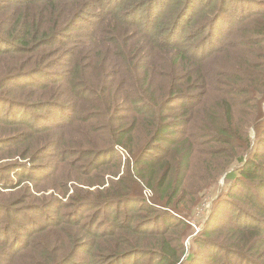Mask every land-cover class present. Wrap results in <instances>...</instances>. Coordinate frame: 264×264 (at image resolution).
Here are the masks:
<instances>
[{
    "label": "trees",
    "instance_id": "trees-1",
    "mask_svg": "<svg viewBox=\"0 0 264 264\" xmlns=\"http://www.w3.org/2000/svg\"><path fill=\"white\" fill-rule=\"evenodd\" d=\"M195 3L0 0V264H264V133L258 146L249 135L254 118L264 123V0L205 1L215 13L193 21ZM241 7L258 12L235 30L229 14ZM181 19L203 32L198 48L178 40ZM166 29L168 42L155 35ZM155 73L164 76L161 92L150 85ZM254 97L248 116L243 103ZM174 98L186 105L166 124L159 109ZM129 102L134 114L121 110ZM48 107L57 117L39 124ZM84 109L96 113L91 131L106 147L77 124ZM149 115L142 145L136 138ZM200 150L211 157L208 177L190 188ZM56 158V166L47 162ZM44 173L50 184L58 175L57 196L32 195ZM223 176L232 189L193 237L192 212ZM24 185L27 196L17 192ZM144 189L164 208L144 199ZM50 202L56 212L47 220ZM223 210L236 217L225 222Z\"/></svg>",
    "mask_w": 264,
    "mask_h": 264
},
{
    "label": "rangeland",
    "instance_id": "rangeland-1",
    "mask_svg": "<svg viewBox=\"0 0 264 264\" xmlns=\"http://www.w3.org/2000/svg\"><path fill=\"white\" fill-rule=\"evenodd\" d=\"M205 1L208 2L209 0H196V3L193 5V7L191 9V12H190V16H192V18L195 17L193 19V21L196 18H198L202 13L203 14L205 12H208L209 14H214L215 13L212 8H209V3H207V6H205V7H201L200 6ZM251 11H253V12H248L247 8H243V7H241L240 10H236L234 12L232 11L229 14V17L233 21V24L231 26L234 25L235 30H237V27L241 25V22H242L243 18L246 15H248V14L253 15L254 12H256V13L258 12L257 9H252ZM227 17H228V15L224 16V18H223V19H225V23H224L223 26H225V24L228 25ZM193 21H189L188 22V21H186V19H181L182 27H181V31L177 35H178V40L179 41L184 42V41H182V39L187 38V39H185L186 41L192 42L194 47L198 48V46L203 43L204 34H203V32L201 30H199L197 28V23L193 24ZM227 31H228V27L226 29V34L224 33L225 35L221 39V44L217 46L220 49H221V47H223V44L226 43V41L229 40L230 37H231L230 33H227ZM166 32H167L168 35L164 36V34ZM213 32L217 36V32L218 33L220 32V27H218V25H217ZM156 34H157V38H161L162 37V41H165V42H168L169 38L172 37V35L169 34L167 29H166V31L164 33H161V32L157 33L156 32L155 35ZM188 34L191 37H187ZM233 34L235 36V33H233ZM155 35L150 34L148 36L154 37ZM58 71H61V69L58 70ZM179 79H182V77H180ZM163 80H164V76L162 74L155 73V75L153 77V82H151V84H150L151 86H153L152 90H156V91L161 92L162 91L161 90V85L163 83ZM47 82L48 81L45 80V84H51L52 83V81H49L48 83ZM39 83H41V82H39ZM53 83H55V80H54ZM61 83L63 84V86H65L66 82L62 81ZM257 90H258V92L260 94L259 96H261V91L264 90V87L262 88V86H261ZM34 92L35 91H33V93ZM118 92L121 95H123V93H124L123 90L118 91ZM255 101H257L256 97H254V100L245 99V101L243 103L244 106L247 109L249 108V110H247V115L248 116H253V115L256 114V109H255L256 102ZM90 104H93V103L90 102ZM184 105H186V103H184V100H179L178 98H174L173 100H171L169 102L168 107L165 106V107H162V108L159 109L161 111L165 110L164 118H165L166 124H169V123L173 122L175 115H177L178 113L180 114V112H181L180 110L183 109L182 106H184ZM84 106H86V105H84ZM261 107H264V100H263V105ZM48 108L49 109H45L42 113L39 114L41 116V118H43L45 120L44 122L39 121L38 122L39 124H48V126H49L51 124V122L53 120H55V118L57 117L58 109H54L53 107H48ZM123 109H126L128 111V113H130V114H134L133 112L135 111L134 106H132V103H130V102H129V105H125V107H123L121 110H123ZM121 110L119 112H121ZM241 112H242V108H239L237 113H241ZM144 113L147 114V111H145ZM80 115L81 114H79V116ZM95 116H96V113L94 115V112H85V109H84V110H82V116H81L82 118L80 119V121L77 122V124L83 126L86 130L90 129V131H91L92 123L94 121H96ZM101 117H102V115L98 116L99 119ZM236 118L238 120H240V119H242V116L237 115ZM254 119H256V122H257L258 117L254 118ZM134 120H135L134 122L136 123V119H134ZM141 120L142 119H140V121ZM260 121H262V120H260ZM153 122H154V120H153L152 117H150V115L148 117H146V119H144L142 121V127H141V130H140V133L138 134V136L136 138V141L138 140V142H141L142 145L145 144L144 140H145V138H146V136L148 134V130L152 129V128H150V126H151V124ZM255 123H254V125L252 127H250L249 135L251 137V140H253V144L256 143V145L258 146V142H260V140L258 141V138H261L262 134L264 133V123H262V122H258L256 124ZM75 124L76 123H74L73 125H70V128H68L66 130L69 131L72 128V126H74ZM178 130L181 131V128H177L176 129V131H178ZM95 132H97V131H95ZM189 132H190V129H189ZM92 134L93 135H91V136L93 138L99 139L97 142L100 144V146L106 147V145H105L106 137L94 136L95 135L94 132H92ZM103 134L107 135L106 132L103 133ZM63 135H64V133L60 134V136H63ZM153 135H154V133L149 136L150 138L148 140H146V142L150 143L153 140V138H152ZM263 140H264V137H263ZM253 144H252L251 149L253 148ZM214 145L218 149L221 148L220 145H216V144H214ZM238 146H240V145H238ZM224 148L225 147H223L222 150ZM259 148H263V146L261 145ZM118 151H119L120 156H121V158H122V160L124 162L126 161V159H127V161L129 160V162L127 163L128 164V168H130V166H131V168H133L134 164L132 163V161L134 162V160L131 158V155L129 154V152L126 153V151L124 149H122V148H119ZM258 153H260V152H256L255 154H258ZM205 154L206 153L203 152V150L197 151L195 153L196 157H195L194 161H192L191 169H190V172H189V178L187 180V183H188L187 185H189L190 188L191 187H195L196 183H199L200 180H203V179L208 177L207 170H206V165L209 163L211 157H208ZM53 160L54 161L50 160V161H47V162H51L50 164H54L56 166L57 163H58V160H57V158L53 159ZM77 163H79V162L77 161ZM39 166H40V163H37L36 164V168L39 169ZM61 167H62V165H60V168ZM30 168H31V166H30ZM30 168H29V166L27 167V169H26L27 172H29ZM58 170L59 169L57 168V171ZM62 173H63V170L60 169V174H62ZM121 175H123V172H122ZM36 177L39 179V181L37 183H32V185L30 187L31 190H32V195L34 197L37 196V197H40V198H43V197L44 198H51L53 196H57L58 195V193L53 190V188L56 187L54 184L56 183V181H58V175H56L52 179L54 184H50V183L44 182L45 181V177H46V173L41 174V175H37ZM40 180H43V181H40ZM231 183L233 184L232 181L227 180L226 177L223 176L218 181V183H216L217 185L215 184L213 186H210V187L206 188V191L203 193V198L201 200V203L195 208L194 212H192L193 214H192L191 219H189L190 225H191V228H192V232L194 233L193 237H196L199 234V232L201 230H203L205 224H207V222L210 220L212 214L216 211V209L218 207H220L222 205L223 198L232 189V184ZM25 186L26 185H24L22 187V189L18 190L17 192L18 193L24 192L26 194V196H27V192L26 191H28V189H24ZM14 190H16V189H8L9 192L10 191H14ZM39 190H42V192L41 193H38V192L33 193V191H39ZM144 190H145L144 191V197H143L144 199H146L148 202L153 203L156 207L164 208L158 202V199H155V197H154L153 193H151V191H149L147 189H144ZM190 193H191V191H190ZM247 193H248V191L244 190V191L240 192L239 195L243 196V200H244V198H247ZM252 193H254V192H252ZM52 205H53V202L48 203V205L47 204L44 205V206L48 207V209L46 211L47 220H48L49 216L55 214V212H56V209H55L56 207H52ZM31 207L40 209L42 207V205L38 204V203H32ZM90 212H91V210L88 209L86 211V214H89ZM222 213H223L222 214L223 215L222 219L225 222L231 221L234 217H236L235 213L234 214H232L230 212L228 213L227 211H224V210H223ZM27 216L28 217L31 216V217H34V218L38 219L39 216H40V213H38L36 211H27L24 217H27ZM193 237H191V238H193ZM40 240H42V239L40 238ZM186 244H187V246L189 245V248L191 247L190 239L186 242Z\"/></svg>",
    "mask_w": 264,
    "mask_h": 264
}]
</instances>
